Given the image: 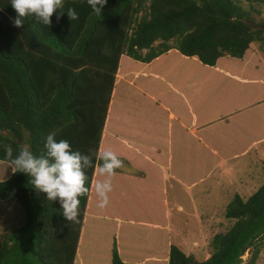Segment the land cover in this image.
Here are the masks:
<instances>
[{"label":"trees","instance_id":"16d2710c","mask_svg":"<svg viewBox=\"0 0 264 264\" xmlns=\"http://www.w3.org/2000/svg\"><path fill=\"white\" fill-rule=\"evenodd\" d=\"M63 5L49 27L34 16L15 27L10 0H0V161L9 163V145L13 157L23 144L44 155L53 132L71 151L97 152L122 55L148 63L174 49L213 66L220 57L246 56L262 39V28L251 27L232 0H107L100 14L87 0ZM68 8L77 20L68 18ZM93 169L84 170L89 190ZM30 179L11 172L0 180V199L13 200L22 217L19 226L0 232V264H75L88 194L79 197V222L69 223L59 200H47ZM224 217L232 222L211 237L208 256L199 260L169 243L166 264H254L264 243V182L246 198L234 193ZM147 246L134 253L148 256ZM244 251L250 254L243 261ZM108 264L138 263L122 261L113 241Z\"/></svg>","mask_w":264,"mask_h":264},{"label":"crops","instance_id":"0c3cea01","mask_svg":"<svg viewBox=\"0 0 264 264\" xmlns=\"http://www.w3.org/2000/svg\"><path fill=\"white\" fill-rule=\"evenodd\" d=\"M256 57V67L245 55L209 66L174 49L148 63L120 57L97 152L114 151L123 166L100 209L94 186L105 177L94 165L75 264H108L113 241L124 262L166 264V181L196 186L264 142V63ZM11 172L4 168L0 180ZM8 202L16 204L0 199L1 223ZM146 244L149 255L138 257L134 249Z\"/></svg>","mask_w":264,"mask_h":264},{"label":"rangeland","instance_id":"374dc122","mask_svg":"<svg viewBox=\"0 0 264 264\" xmlns=\"http://www.w3.org/2000/svg\"><path fill=\"white\" fill-rule=\"evenodd\" d=\"M243 12L245 21L253 28H262L261 41L250 44L246 56L250 61L259 60L264 63V1L263 0H232ZM254 54V55H253ZM247 59V58H246ZM248 60V59H247ZM249 153L223 162L218 165L204 182L183 187L172 179L166 181V201L168 211L170 242L185 254H191L196 259L209 255V241L215 233L225 231L232 220L224 217V207L234 193L246 198L252 191L264 182V142L257 145ZM7 162L0 167V175ZM225 169V174L221 173ZM177 205L181 208L178 209ZM6 211H8L6 213ZM3 213V223L0 222V232H6L19 226L22 222L19 206L8 202ZM197 242L196 246L193 242ZM193 245V247L191 246ZM190 250V251H189ZM249 252L244 251L241 259L244 261ZM254 264H264V243L260 246Z\"/></svg>","mask_w":264,"mask_h":264},{"label":"clouds","instance_id":"9594fccd","mask_svg":"<svg viewBox=\"0 0 264 264\" xmlns=\"http://www.w3.org/2000/svg\"><path fill=\"white\" fill-rule=\"evenodd\" d=\"M10 3L17 13L13 21L15 27H22L23 20L29 16L49 27L53 13L59 10V19L64 11L63 0H10ZM87 3L95 13L100 14L107 0H87ZM67 15L71 21L79 18L73 8L67 9ZM55 135L53 132L46 137L44 155H33L30 146L23 144L15 157L13 148L7 146L5 156L14 174L22 172L30 177L29 183L38 193H45L49 201L59 200L62 215L69 223H78L79 197L86 196L89 191L85 186L87 176L84 170L94 167V158L100 162L96 170L105 179L97 181L94 190L98 198L97 207L103 209L108 204L115 169L121 168L123 163L110 149L99 152L89 149L87 154L71 151L69 142L57 141Z\"/></svg>","mask_w":264,"mask_h":264}]
</instances>
